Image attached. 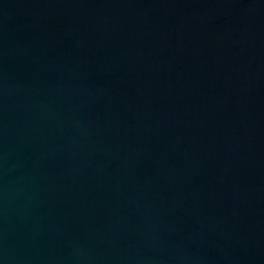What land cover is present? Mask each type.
Here are the masks:
<instances>
[{"label":"water","instance_id":"water-1","mask_svg":"<svg viewBox=\"0 0 264 264\" xmlns=\"http://www.w3.org/2000/svg\"><path fill=\"white\" fill-rule=\"evenodd\" d=\"M0 264H264V0H0Z\"/></svg>","mask_w":264,"mask_h":264}]
</instances>
